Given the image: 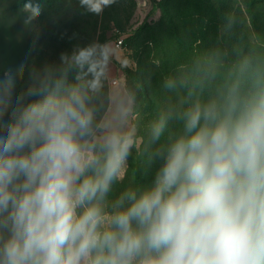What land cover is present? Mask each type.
I'll return each mask as SVG.
<instances>
[{
    "label": "clouds",
    "instance_id": "9594fccd",
    "mask_svg": "<svg viewBox=\"0 0 264 264\" xmlns=\"http://www.w3.org/2000/svg\"><path fill=\"white\" fill-rule=\"evenodd\" d=\"M115 2L79 0L96 15ZM42 10L26 0L24 24ZM231 29L164 79L184 95L149 126L159 167L119 192L143 143L121 48L93 42L38 68L33 47L0 78V264H264V53L230 59Z\"/></svg>",
    "mask_w": 264,
    "mask_h": 264
},
{
    "label": "rangeland",
    "instance_id": "374dc122",
    "mask_svg": "<svg viewBox=\"0 0 264 264\" xmlns=\"http://www.w3.org/2000/svg\"><path fill=\"white\" fill-rule=\"evenodd\" d=\"M22 1L0 0V78L24 61L33 47L30 62L39 68L59 64L60 54L71 53L76 47L93 42L115 44L116 32L127 39L121 50L134 63L123 71L130 86L139 81L147 87L149 98L144 101L143 88L137 91L140 116L136 123L143 143L140 152L134 151L129 158V174L115 186L116 192L135 179L141 185L152 181L160 162L147 167L149 126L184 95L183 90L165 89L163 81L179 75L181 65H190L195 57L216 47L219 29L226 20L232 21L225 44L230 59L251 49L264 53V0H116L99 15L86 12L79 0H38L42 13L29 26L24 24L27 14L22 7L26 1ZM112 67L119 71L115 62ZM116 81L112 87L124 84L123 72ZM28 84L25 73L16 93ZM177 130L176 121H171L162 142Z\"/></svg>",
    "mask_w": 264,
    "mask_h": 264
},
{
    "label": "built area",
    "instance_id": "2783aa9c",
    "mask_svg": "<svg viewBox=\"0 0 264 264\" xmlns=\"http://www.w3.org/2000/svg\"><path fill=\"white\" fill-rule=\"evenodd\" d=\"M116 39H115V45L118 47V48H121V49H124L125 45H124V35L122 33H119V32H116ZM118 81H114L113 83L114 84H117Z\"/></svg>",
    "mask_w": 264,
    "mask_h": 264
},
{
    "label": "trees",
    "instance_id": "16d2710c",
    "mask_svg": "<svg viewBox=\"0 0 264 264\" xmlns=\"http://www.w3.org/2000/svg\"><path fill=\"white\" fill-rule=\"evenodd\" d=\"M26 0H23L22 1V3L23 2H25ZM254 2H256V0H254ZM117 37V36H116ZM127 39L124 37V45H125V41H126ZM141 88H143V99H144V101H147L148 100V98H149V95H148V89H147V87L146 86H142Z\"/></svg>",
    "mask_w": 264,
    "mask_h": 264
},
{
    "label": "crops",
    "instance_id": "0c3cea01",
    "mask_svg": "<svg viewBox=\"0 0 264 264\" xmlns=\"http://www.w3.org/2000/svg\"><path fill=\"white\" fill-rule=\"evenodd\" d=\"M112 69H113V73H114V74L117 73V71L115 70L114 67H112ZM120 86H122V85H120ZM120 86L118 85V86H115V87H113V88H119Z\"/></svg>",
    "mask_w": 264,
    "mask_h": 264
}]
</instances>
